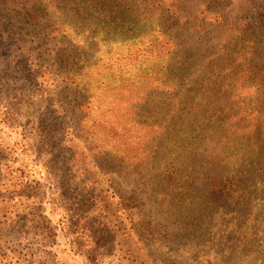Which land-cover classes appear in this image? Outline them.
<instances>
[{"label":"rangeland","instance_id":"1","mask_svg":"<svg viewBox=\"0 0 264 264\" xmlns=\"http://www.w3.org/2000/svg\"><path fill=\"white\" fill-rule=\"evenodd\" d=\"M29 1L0 0V264H81L74 251L108 264H264V110L262 132L246 142L252 175L233 198L203 180L208 167L199 145L186 146L196 126L214 130L218 122L168 125L170 106L162 103L176 95L200 117L215 118L220 108L243 111L250 105L240 102L243 93L264 92V36L253 43L216 39L206 49L209 39L196 40L181 22L177 84L142 106L133 102L134 77L163 70L124 65V43H109V35L119 14L148 16L139 10L146 0H72L59 12L37 13V20ZM261 1L213 6L241 24L264 21ZM189 2L194 12L203 8ZM210 13L207 22L226 30L219 12ZM99 20L97 30L80 24ZM36 24L41 35L58 28L71 35L40 38ZM250 48L254 54L243 53ZM254 142L261 144L255 151ZM151 194L164 198L168 213Z\"/></svg>","mask_w":264,"mask_h":264},{"label":"trees","instance_id":"2","mask_svg":"<svg viewBox=\"0 0 264 264\" xmlns=\"http://www.w3.org/2000/svg\"><path fill=\"white\" fill-rule=\"evenodd\" d=\"M70 1L72 0H30L26 5H29L28 7L31 8V10L36 11V17H34L33 20H37V13L48 11L59 12ZM83 1L87 4L92 3V0ZM93 1L100 2L99 0ZM189 1L190 0L142 1L143 4L139 10H144L149 13L145 18L138 19L137 16L139 15L137 13H132L129 16L125 13L119 14L118 17L110 21L112 23V28H110L109 36L112 37V39L109 43H124V46L120 44L122 47L120 49L122 53L121 57L124 65H134L133 63L139 65H158L160 69L163 70V72L157 74L154 71H150L146 76L134 77L136 88L133 102L141 105L144 102V104L149 106V98L153 93L157 94L163 86H167L168 89L171 90L174 84H177L176 81L179 77L175 75L174 67H178L180 61L175 51V36L180 31L181 22L182 25L187 22V25L193 28V33L191 34L195 36L196 40L200 38L209 39L205 43L201 42L203 47H207L206 49L211 47V44L216 39L222 41L227 37V40L231 42H239L240 39H246L249 43H253L264 36V21H245L241 24H237L236 22H231V20L223 14V9L216 10L213 6L215 3L225 6L230 0H195L197 5L203 7L198 12H194L195 10L192 8H187L191 6ZM103 3L106 4L107 0H103L102 4ZM261 4L264 7L262 1ZM189 11L192 13H188ZM211 11L219 12L221 17H223L227 31L217 26H211V21L207 22L206 18L212 15V13H210ZM185 13H188V17L185 20H181ZM168 18H173L177 20L175 22L178 23L165 26L166 24L164 23ZM100 23L101 20L94 22L92 25L84 21L80 22L86 30L89 28H93L94 30L101 29ZM37 26V34H40V38L45 35H50L52 39L55 40H58L56 36H60L61 40H67L66 38H69L71 35V30L67 28L54 29L41 35L43 30L42 25ZM208 27H211L209 33L207 32L209 29ZM225 31L227 34H225ZM154 33H158V35H152ZM101 34L102 39H104L106 37V31L102 30L100 32V35ZM206 34L209 35L206 37ZM136 38L138 41L134 42ZM94 39V43L98 46L100 44L98 43L100 39L96 37H94ZM243 53L251 55L254 54L255 51L250 48ZM112 55L114 56V52ZM28 58H32V56L29 55ZM84 63H87V59ZM114 63H116L115 68L118 69L117 65H119V61H115ZM126 66H122V69H125ZM72 74L77 75L79 73L74 69ZM38 75L41 76L39 73ZM161 75L163 77L162 79ZM167 99V102L162 101V103H165L168 108L170 106L167 112L168 125L170 123L177 125V122L180 123L179 125H184L186 123L195 125L200 119L208 123L212 121L218 122V127L214 130L207 129L203 126L201 131L199 127L196 126L187 136L186 146L192 148L194 143L198 144V153L207 161L202 163L208 167L207 171L203 173V180L208 181V183L211 182L217 188L230 191V193L233 194V198L238 195L239 190L245 191L247 189L246 183L252 175L251 162L249 161L248 155L249 145L246 142L251 140L253 133H258V138L260 132H262L261 129L263 125L261 123L262 117L260 112L262 111L263 114L264 110L263 87L243 93L242 97H240V102L250 104L246 106L243 111L239 113L234 112V114L232 112L224 113V109L220 108L215 118L212 116L206 117L205 114L200 117L192 102L187 100L183 101L176 95H169ZM180 112L182 115H187V118L180 115ZM163 118L166 119V116ZM165 132L171 133L169 129H166ZM201 133H204L203 136H201ZM255 146L261 147V144L254 142L253 148ZM253 150L255 151L258 149L254 148ZM145 158V153L136 154L134 159L135 162H131L132 166H139L140 162ZM214 171L218 172L215 173ZM210 174L212 176H210ZM217 176H221V180L217 179ZM155 186H152L149 192L155 190ZM245 193H247V191ZM151 195L156 199L155 203L160 206L161 213H168L170 206L163 202L164 198L162 196ZM140 199L147 200L146 195L141 196ZM146 202L149 201L147 200ZM52 250L56 252L53 248ZM73 255H78L82 258L81 264H88V262L89 264H102L104 261L105 264H108L106 258L101 259L95 257L94 259H90V255L86 256L85 254L84 256L78 251L72 252V256ZM97 255L104 256L105 254L97 253ZM115 257L116 256H112L110 259H115Z\"/></svg>","mask_w":264,"mask_h":264}]
</instances>
